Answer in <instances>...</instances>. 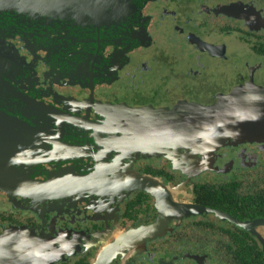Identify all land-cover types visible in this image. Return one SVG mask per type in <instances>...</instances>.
<instances>
[{
	"label": "flooded vegetation",
	"instance_id": "af4514ba",
	"mask_svg": "<svg viewBox=\"0 0 264 264\" xmlns=\"http://www.w3.org/2000/svg\"><path fill=\"white\" fill-rule=\"evenodd\" d=\"M131 2L99 24L0 8V264H264V133L190 173L135 154L107 170L86 146L108 105L264 88V0Z\"/></svg>",
	"mask_w": 264,
	"mask_h": 264
},
{
	"label": "water",
	"instance_id": "95a60500",
	"mask_svg": "<svg viewBox=\"0 0 264 264\" xmlns=\"http://www.w3.org/2000/svg\"><path fill=\"white\" fill-rule=\"evenodd\" d=\"M113 1V2H104ZM0 0V8L8 15H28L31 17H64L77 15L82 10L94 12L97 24L103 19L101 9L108 8L113 17L114 9H123L131 0ZM134 2V1H133ZM134 4V3H133ZM135 5V4H134ZM94 9V10H93ZM86 12V11H85ZM87 17V16H85ZM109 19H111L109 17ZM242 91L237 92L236 96ZM231 95L217 105H201L180 102L174 108L131 107L126 104L108 105L111 116L94 124L86 146L99 148L100 157H112L107 164L115 165V160L139 155H162L179 168L194 170L193 160L201 161L214 154L215 150L227 144L233 137L252 139L264 133V88L259 87L245 96L243 103ZM254 97V98H253ZM41 112L48 113V105H35ZM54 113H57L53 110ZM236 113V114H233ZM243 115V116H240ZM244 115L246 118L244 119ZM203 163V161H202ZM204 164L199 163V167ZM147 180L145 178L140 179ZM143 180V181H144ZM141 184V182H139ZM28 240L25 243L27 244ZM101 259L95 264H107Z\"/></svg>",
	"mask_w": 264,
	"mask_h": 264
},
{
	"label": "rangeland",
	"instance_id": "374dc122",
	"mask_svg": "<svg viewBox=\"0 0 264 264\" xmlns=\"http://www.w3.org/2000/svg\"><path fill=\"white\" fill-rule=\"evenodd\" d=\"M202 168L210 169V165H207V164L205 165V164H204V167H202Z\"/></svg>",
	"mask_w": 264,
	"mask_h": 264
}]
</instances>
